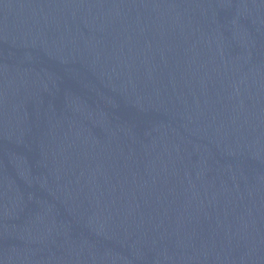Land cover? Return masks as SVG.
I'll list each match as a JSON object with an SVG mask.
<instances>
[{"label": "water", "instance_id": "95a60500", "mask_svg": "<svg viewBox=\"0 0 264 264\" xmlns=\"http://www.w3.org/2000/svg\"><path fill=\"white\" fill-rule=\"evenodd\" d=\"M0 264H264V0H0Z\"/></svg>", "mask_w": 264, "mask_h": 264}]
</instances>
